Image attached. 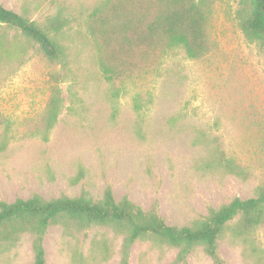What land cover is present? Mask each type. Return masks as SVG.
I'll return each instance as SVG.
<instances>
[{
    "label": "rangeland",
    "instance_id": "obj_1",
    "mask_svg": "<svg viewBox=\"0 0 264 264\" xmlns=\"http://www.w3.org/2000/svg\"><path fill=\"white\" fill-rule=\"evenodd\" d=\"M103 0H0L44 25L57 17L64 61L50 64L19 30L0 24V200L38 194L99 200L110 186L169 225H190L264 186V47L238 25L239 0H207L211 48L181 47L155 71L112 85L86 29ZM56 93V116L47 105ZM33 234L0 241V264H32ZM123 235L62 218L43 237L45 264H119ZM227 264H264V223L218 239ZM178 248L136 240L127 264H173ZM177 264H214L196 245Z\"/></svg>",
    "mask_w": 264,
    "mask_h": 264
},
{
    "label": "trees",
    "instance_id": "obj_2",
    "mask_svg": "<svg viewBox=\"0 0 264 264\" xmlns=\"http://www.w3.org/2000/svg\"><path fill=\"white\" fill-rule=\"evenodd\" d=\"M239 3V27L264 47V0ZM0 24L19 30L50 64L64 61V51L55 40L61 27L57 17L41 25L0 5ZM208 25L207 0H103L86 19L100 72L112 85L155 71L176 47L190 58L203 56L211 48ZM59 102L56 93L48 101L49 123L56 116ZM62 218L72 219L81 227L108 225L122 234L119 264H127L130 246L144 238L177 247L173 264L183 261L196 245L203 247L214 264H227L219 254L218 239L231 222L235 234L264 223V186L250 197H233L218 207H209L205 216L182 226L167 224L156 208L144 210L126 197L116 200L110 186L99 200L84 194L49 199L34 194L11 202L0 200V241L31 232L32 264H45L43 237L48 227Z\"/></svg>",
    "mask_w": 264,
    "mask_h": 264
}]
</instances>
